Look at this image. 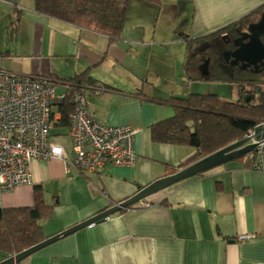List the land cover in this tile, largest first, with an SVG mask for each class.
Masks as SVG:
<instances>
[{
	"label": "crops",
	"instance_id": "1",
	"mask_svg": "<svg viewBox=\"0 0 264 264\" xmlns=\"http://www.w3.org/2000/svg\"><path fill=\"white\" fill-rule=\"evenodd\" d=\"M131 1L121 36L111 41L37 13L33 0H0L3 69L18 76L56 80L86 73L93 80L92 87L84 90L91 115L102 125L135 129L131 167L107 163L88 173L67 167L60 159L34 160L28 166L31 185L0 191V209L29 208L34 204V187H42L45 202L52 206L50 216L40 222L44 240L176 173L195 152L184 145L151 142L150 127L173 115L172 106L164 100L192 94L175 64L168 62L169 49H181L185 38L163 39L158 19L152 16L134 13L137 20H131V12L157 8L161 0L155 4ZM263 3L181 0L178 7L170 6V14L176 18L183 6L190 11L185 23L190 33L186 42L191 43L237 21L238 26L249 22ZM151 75L156 85L150 84ZM64 88L57 90L62 93ZM185 88L186 96H175ZM55 137L67 139V144L57 145L71 158L68 138ZM144 201L150 205L121 210L18 264H264V154L261 160L246 155L229 161ZM8 257L0 251V262Z\"/></svg>",
	"mask_w": 264,
	"mask_h": 264
},
{
	"label": "trees",
	"instance_id": "2",
	"mask_svg": "<svg viewBox=\"0 0 264 264\" xmlns=\"http://www.w3.org/2000/svg\"><path fill=\"white\" fill-rule=\"evenodd\" d=\"M37 13L92 30L109 40L120 38L131 0H33ZM158 3L159 0H139ZM238 21L216 34L231 31ZM212 33L209 37L216 35ZM208 37V38H209ZM189 48V46H188ZM208 50V49H207ZM57 87L66 86L65 98L53 108L60 118L54 123L56 136H66L73 110L70 102L74 92L92 87L93 80L86 74L73 79L45 77ZM250 98V97H249ZM173 108V115L150 127L154 144L181 145L194 149V154L180 165L187 167L244 138L259 123H264V92L251 102L227 101L214 94H189L164 100ZM43 189H33L34 204L29 208L0 209V251L13 256L44 241L41 220L50 216L52 206L43 197Z\"/></svg>",
	"mask_w": 264,
	"mask_h": 264
},
{
	"label": "built area",
	"instance_id": "3",
	"mask_svg": "<svg viewBox=\"0 0 264 264\" xmlns=\"http://www.w3.org/2000/svg\"><path fill=\"white\" fill-rule=\"evenodd\" d=\"M64 98L65 93H57L56 87L46 79L19 77L0 65V191L31 185L28 166L34 160L60 159L67 167L88 173L102 169L107 163L121 167L134 165L135 129L130 125H102L87 109L80 91L74 92L70 99L73 110L66 137L71 143V158H67L64 149L51 141L56 136L54 123L59 119L53 102ZM246 138H250L249 143L257 144L250 158L261 160L264 140H256L253 130ZM149 205L143 200L130 208Z\"/></svg>",
	"mask_w": 264,
	"mask_h": 264
},
{
	"label": "water",
	"instance_id": "4",
	"mask_svg": "<svg viewBox=\"0 0 264 264\" xmlns=\"http://www.w3.org/2000/svg\"><path fill=\"white\" fill-rule=\"evenodd\" d=\"M248 38L246 43H243V37L234 42L235 50L230 54L233 59L232 64L238 62L245 63L247 67H252L255 74L260 73V68L264 69V11L259 15L258 20L254 23H249L246 27V32L241 34ZM241 42V44L238 43ZM228 60V59H226ZM204 73L207 72V63H205ZM247 100V99H246ZM253 137L258 140H264V123H259L253 129ZM250 138H244L235 142L215 153L192 163L191 165L178 170L176 173L169 175L165 178L156 180L148 186L140 189L135 195L129 199L113 205L106 211L99 213L73 227L51 237L43 242L24 250L18 254L8 257L0 264H18L30 255L40 251L41 249L79 231L92 224L103 222L111 215L120 212L121 210L128 209L140 201L146 200L157 192L168 188L176 183L191 177L203 174L211 169L222 166L223 164L246 156L257 149V144L249 143Z\"/></svg>",
	"mask_w": 264,
	"mask_h": 264
},
{
	"label": "rangeland",
	"instance_id": "5",
	"mask_svg": "<svg viewBox=\"0 0 264 264\" xmlns=\"http://www.w3.org/2000/svg\"><path fill=\"white\" fill-rule=\"evenodd\" d=\"M131 2L133 3V1ZM180 2L181 0H161V4L157 8H147V10H135L133 12H131L130 8L132 17L131 20H137L136 17L132 16L134 13L139 17L141 16L148 18L152 16L154 21L155 18L158 19L157 24L161 28L160 30L165 36V38L163 37V39L170 41L174 36H181L185 38L181 42V44L183 45L181 49L175 48L174 46L169 49V54L171 55L169 58L171 60L168 62H173L175 64V66L177 67L178 74L182 75L183 82L186 85H190V91L188 92L192 94H214L219 98H222L227 101H237L238 96L236 90L238 83L236 82V80L232 78L230 79L229 73L226 77V74L222 72L220 73L219 78L214 77L212 74V71L216 69L213 64L215 62V55L213 51H211L209 54V51L206 50L207 47L211 46V43L209 41L210 38L192 39L191 43L186 42V38H189L190 33L189 25L185 22H187V20L191 18L190 11L185 8V6H183L182 9H178V16L176 18L170 14V6L173 5L178 7L180 5ZM165 8H167L169 15L166 14L165 16ZM212 44L214 45V43ZM205 63H207L206 74L209 76L203 79L202 77L205 76L203 69ZM221 64L222 63L219 61L217 65L220 66ZM166 76L171 78L170 73H166ZM166 76L164 75L163 79H165ZM252 78L255 80V82L260 81L259 83L262 84L261 90L264 91V70L259 74H255V76H252ZM149 80L151 82L150 84L152 85H156L158 83L154 75L149 76ZM185 91L186 88L183 93H175V96H182L183 94V96H186L187 93H185ZM53 103L58 104L59 101L54 100ZM51 141L55 144H67V139L65 137H53Z\"/></svg>",
	"mask_w": 264,
	"mask_h": 264
},
{
	"label": "flooded vegetation",
	"instance_id": "6",
	"mask_svg": "<svg viewBox=\"0 0 264 264\" xmlns=\"http://www.w3.org/2000/svg\"><path fill=\"white\" fill-rule=\"evenodd\" d=\"M262 8L263 9H261L255 15V17H253V19L249 20V22H245L241 26L237 25V27H235L231 31H223V33L221 32L220 34H216L219 30L213 32L216 35L210 38L209 41L211 43V46L207 47V51H209V54L211 51H213L215 55V62L213 64L216 69L212 71L213 76L219 78L220 73L224 72L227 77L229 73L230 79H235L238 83L236 90L238 96L237 100H244L245 102L253 101L259 91H261V93L264 92L263 90H261L262 84L259 83L260 81L255 82V80L252 78V76H255V73L251 66L247 67L245 63L241 62L232 64L233 59L231 58L230 54L235 50L234 42L237 39L239 40L241 37H243V43H246L248 41V38L245 35L242 36L241 34L246 32V27L249 23H254L258 20L259 15L264 11V3ZM262 42L264 44V38H262ZM212 43H214V45ZM238 43L241 44V42L239 41ZM219 61L222 63L220 66L217 65ZM260 70L261 73L264 69L260 68Z\"/></svg>",
	"mask_w": 264,
	"mask_h": 264
},
{
	"label": "bare ground",
	"instance_id": "7",
	"mask_svg": "<svg viewBox=\"0 0 264 264\" xmlns=\"http://www.w3.org/2000/svg\"><path fill=\"white\" fill-rule=\"evenodd\" d=\"M5 70V69H4ZM8 72V71H7ZM18 76V75H17ZM19 77H33V76H19ZM36 78H38V77H36ZM44 79V78H43ZM47 80V79H46ZM47 81H49V80H47ZM50 83H52L55 87H56V90H57V86L55 85V83H53V82H51V81H49ZM65 89V91H63L65 94H66V87L64 88ZM57 92H58V90H57ZM82 94L84 95V93L82 92ZM59 114V113H58ZM59 118H60V115H59ZM59 120V119H58ZM254 153H255V151L254 152H251V153H249V154H247V156H251V155H254Z\"/></svg>",
	"mask_w": 264,
	"mask_h": 264
}]
</instances>
